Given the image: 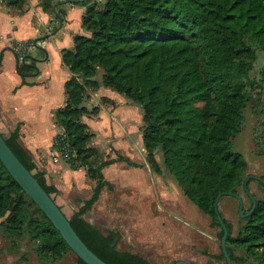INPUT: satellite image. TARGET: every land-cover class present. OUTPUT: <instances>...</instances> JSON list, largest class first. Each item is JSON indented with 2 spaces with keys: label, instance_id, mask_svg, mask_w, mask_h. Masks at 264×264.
Wrapping results in <instances>:
<instances>
[{
  "label": "trees",
  "instance_id": "1",
  "mask_svg": "<svg viewBox=\"0 0 264 264\" xmlns=\"http://www.w3.org/2000/svg\"><path fill=\"white\" fill-rule=\"evenodd\" d=\"M54 1L40 3L53 13ZM6 2L20 5L23 0ZM79 2L85 6L82 25L89 33L75 34L73 47L62 50L72 75L65 81L66 103L56 109L55 119L75 150V156L65 160L72 168L85 166L97 180L91 196L70 217L66 215L68 220L88 247L108 263L154 264L139 252L117 248L116 229L102 230L83 216L100 189L110 187L101 172L104 165L118 159L139 165L122 154L101 158L89 144L92 133L81 119L89 109L82 101L87 87L102 84L139 104L150 168L173 176L183 194L212 217L210 224L219 227L220 239L223 230L214 199L221 191L243 187L247 175L246 161L231 149V140L242 128L244 108L255 94L260 99L264 90V0ZM196 101L204 104L195 106ZM3 136L43 188L50 194L57 191L18 140V125ZM59 137L55 135L53 147ZM157 151L161 160L155 157ZM0 217L1 232L35 240L42 259L54 260L73 251L1 160ZM223 220L232 264H264V196L244 216L236 234L231 233L230 222ZM201 252L224 258L222 250L217 255L206 248ZM76 257L79 264H87Z\"/></svg>",
  "mask_w": 264,
  "mask_h": 264
},
{
  "label": "crops",
  "instance_id": "2",
  "mask_svg": "<svg viewBox=\"0 0 264 264\" xmlns=\"http://www.w3.org/2000/svg\"><path fill=\"white\" fill-rule=\"evenodd\" d=\"M40 1L23 0L19 5L0 0V132L4 135L5 130L9 134L18 125V140L32 155L36 167L44 171L47 182L56 187L57 191L52 194L65 213L62 204L76 203L78 208L84 199L91 196L97 180L89 174L85 166L72 168L66 160L54 161L52 158L54 137L62 131L54 112L66 103L65 81L72 75L71 69L62 59V50L73 47L75 34L89 32L82 25L85 6L79 0H55L58 11L61 10L60 26L55 13L44 9ZM53 30L55 31L52 32ZM46 34L49 35L45 36ZM35 39L39 46L35 45ZM30 42L34 44L33 48L20 50L16 47L17 44ZM96 78L100 81L98 76ZM102 86L99 84L93 89L87 87L82 101L89 109L81 115L92 133L89 144L95 146L103 156L114 158L117 154H122L139 165H131L123 159L121 160L125 164H121L123 161L118 159L104 165L101 172L110 187L104 185L100 189L98 198L87 211L94 204L104 203L105 197L112 194L116 187L128 188L127 196L120 198L119 203L127 204L138 216V226L148 230L150 226L160 227L161 232L170 240L168 246L171 245L173 236V242L179 243L183 248L181 251L175 250L173 257L175 260L184 259V251L192 248L194 244L189 240L179 241L180 236L187 234L185 236L192 240L191 232L194 229L212 240L217 236V231L201 228L190 219H180L186 210L176 199V203H171L173 206L170 208L175 217L170 215L165 222L162 219L156 222L149 218L148 213H142L151 206L153 195L152 183L148 179L149 171L146 169L148 166L144 160L142 115L139 112L140 128L135 133L133 123L136 115L133 104L129 99ZM94 106L96 108L90 111ZM99 117L103 121L101 128L106 129L102 140L97 137L92 127L93 119ZM134 139L138 145L134 144ZM122 146L129 150L127 154L118 151ZM137 146L141 158L137 156ZM125 165L129 167L125 168ZM131 167H138L139 170H131ZM182 223L185 228H181ZM166 227L173 230L165 231ZM202 249L203 247L188 256L187 261L190 264H220L212 256L202 253ZM207 251L209 252L208 249Z\"/></svg>",
  "mask_w": 264,
  "mask_h": 264
},
{
  "label": "rangeland",
  "instance_id": "3",
  "mask_svg": "<svg viewBox=\"0 0 264 264\" xmlns=\"http://www.w3.org/2000/svg\"><path fill=\"white\" fill-rule=\"evenodd\" d=\"M96 1L100 3L103 0ZM102 87L105 88V86ZM106 89L114 94L129 99L122 93H119L110 87ZM129 101L134 107L136 119L133 124L135 127V133H137L140 128L138 114L139 112H142V110L139 104L130 99ZM193 104L200 107L204 103L202 101H196ZM99 116L101 115L99 114ZM141 124L143 125L142 120ZM102 125L103 121L100 117L93 119L92 127L100 140L104 139V134H106V129L101 128ZM121 128L124 129L123 126ZM3 133L5 136H8V131L4 130ZM134 144L138 145L136 139H134ZM230 147L233 151L239 152L245 159L247 174H256L264 178V90L260 99L259 96L255 94L252 100H250L244 108V121L242 128L233 136ZM135 149L137 150L136 153L138 158L139 156L141 158L142 155L139 147L137 146ZM118 151L127 154L129 150L127 151L126 148L122 146ZM102 154H99L101 158L107 157V155L103 156ZM155 157L161 160L159 151L155 153ZM144 160L147 163L146 166H148L146 169L149 171L148 179H150L149 181L152 183L153 195L151 197V206L148 207V210L142 211V213H148L149 218H152L156 222H159L160 219L165 222L170 215H175L170 211V208L173 206L171 203H176V199L178 203L181 202L183 204L184 207L182 208L186 210L185 213L182 214L183 218L180 219L183 220L185 218L190 219L191 221L193 220V223L199 225L201 228L203 227L209 231L213 230L214 232H218L219 227L210 224V221L213 220L212 217L202 212L195 203L183 194L181 188L170 173L164 169L160 172H156L150 168L146 159ZM124 162L125 161L121 162V164H125ZM126 166L127 165H125V168ZM131 170L138 171L139 169L138 167L136 169L131 167ZM247 187L257 200L263 198L264 186L260 180L250 178L247 182ZM128 190V188L116 187L112 194L105 197L104 203L94 204L93 208L84 213L83 216L102 230L106 228L116 229L120 234L116 240L117 248L139 252L154 264H172L175 260V257H173L174 251L183 250L182 246L179 243L173 242V236L171 237V245L168 246L167 243L170 242V240L167 235L161 232L160 227L150 226L148 227V230L145 227L137 225V222L140 221L138 216L133 213L127 204L119 203L120 198H125L127 196ZM236 190L241 193L243 197L242 211L247 212V209L251 205V199L246 194L242 185L237 186ZM62 207L65 214L70 217L77 209V204L67 203L66 205L62 204ZM218 207L224 218L230 222L231 233L236 234L239 227L245 221L244 216L238 209V199L234 195L223 194L218 200ZM1 219L2 217H0V220ZM180 226L181 228H185V224L183 223L180 224ZM168 229V227L164 228L165 231ZM191 233L192 240L190 237H186L187 234L179 237V241L181 242L189 240L194 244L192 248H187L184 251V254L182 253L185 256L184 259L188 260L187 257L191 256L195 251L197 252L201 247L207 248L209 252L214 255L221 252L220 239L217 236L211 240L209 236L201 234L194 229H192ZM35 246V240L30 239L28 236L10 237L4 235L0 230V264H79L76 254L73 251H67L63 256H60L57 259L46 260L38 256ZM236 253H241V251L236 249ZM213 258L219 261L220 264L225 262V258ZM191 261L193 262V260ZM205 264L212 263L208 262ZM236 264L244 263L236 262Z\"/></svg>",
  "mask_w": 264,
  "mask_h": 264
},
{
  "label": "water",
  "instance_id": "4",
  "mask_svg": "<svg viewBox=\"0 0 264 264\" xmlns=\"http://www.w3.org/2000/svg\"><path fill=\"white\" fill-rule=\"evenodd\" d=\"M57 1L53 2V10L58 18V26L62 23V16L56 8ZM53 30L52 32H54ZM46 34L45 36H48ZM42 37V36H40ZM35 45L39 46L36 43ZM34 59H36L34 57ZM0 160L13 176V178L19 183L22 189L34 200V202L41 208V210L46 214L55 228L60 232L63 239L67 242L73 252L79 256L87 264H110L107 261L99 257L88 245L82 240V238L77 234L70 221L68 220L66 214L62 211L59 205L56 203L52 194L48 193L39 181L34 176L33 172L29 170L22 161L13 152L10 146L5 141L3 134L0 132ZM250 178H256L264 184V178L256 174H247L243 181V189L249 195L252 200V205L247 212H243V198L241 193L235 190L231 191H221L219 192L213 202L214 210L217 214L218 221L222 227L223 233L220 237V246L224 254V258L227 264H232L231 257L228 253L226 247V239L228 236V228L223 220V215L220 213L218 207V200L223 194L234 195L238 199V209L243 216L248 215L255 207L256 199L253 194L249 191L247 187V182ZM172 264H190L187 260L177 259Z\"/></svg>",
  "mask_w": 264,
  "mask_h": 264
},
{
  "label": "built area",
  "instance_id": "5",
  "mask_svg": "<svg viewBox=\"0 0 264 264\" xmlns=\"http://www.w3.org/2000/svg\"><path fill=\"white\" fill-rule=\"evenodd\" d=\"M34 44L31 42L28 44H17V48L20 50L30 49L33 48ZM60 137L58 138L56 142V146L52 147V158L54 161H57L58 159H68L75 156V150L69 145V143L66 140V134L63 131H60L57 133ZM53 146V145H52Z\"/></svg>",
  "mask_w": 264,
  "mask_h": 264
},
{
  "label": "flooded vegetation",
  "instance_id": "6",
  "mask_svg": "<svg viewBox=\"0 0 264 264\" xmlns=\"http://www.w3.org/2000/svg\"><path fill=\"white\" fill-rule=\"evenodd\" d=\"M235 191H237V190H235ZM247 194V193H246ZM248 195V194H247ZM249 196V195H248ZM243 198V197H242ZM251 199V198H250ZM256 199V198H255ZM252 201V200H251ZM256 202H257V199H256ZM256 204V203H255ZM250 208H248L247 209V211L249 210ZM224 217V216H223ZM207 249V248H206ZM210 256H212V255H210ZM212 257H214V256H212Z\"/></svg>",
  "mask_w": 264,
  "mask_h": 264
}]
</instances>
